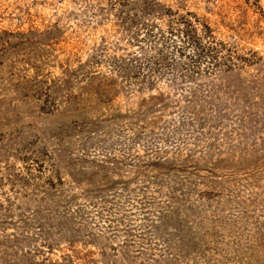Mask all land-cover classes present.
<instances>
[{"label":"rangeland","instance_id":"1","mask_svg":"<svg viewBox=\"0 0 264 264\" xmlns=\"http://www.w3.org/2000/svg\"><path fill=\"white\" fill-rule=\"evenodd\" d=\"M0 264H264V0H0Z\"/></svg>","mask_w":264,"mask_h":264},{"label":"trees","instance_id":"2","mask_svg":"<svg viewBox=\"0 0 264 264\" xmlns=\"http://www.w3.org/2000/svg\"><path fill=\"white\" fill-rule=\"evenodd\" d=\"M156 10H159V11H161L162 10V12H164L165 13V8H163V6H161V5H158L157 7H156ZM169 11H172L171 9H169ZM159 14V13H158ZM179 22H180V25H181V33H184V34H187V35H189V33H191V30H189V28H188V26H186L187 24H185L184 23V21H183V17H180L179 18ZM183 23V24H182Z\"/></svg>","mask_w":264,"mask_h":264}]
</instances>
